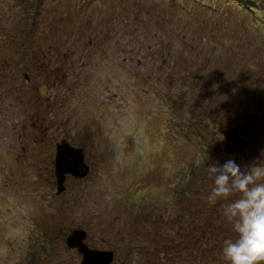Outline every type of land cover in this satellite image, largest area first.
Masks as SVG:
<instances>
[{
  "label": "rangeland",
  "instance_id": "rangeland-1",
  "mask_svg": "<svg viewBox=\"0 0 264 264\" xmlns=\"http://www.w3.org/2000/svg\"><path fill=\"white\" fill-rule=\"evenodd\" d=\"M250 1L256 14L227 0H0L1 264H81L75 230L112 264H177L189 169L236 158L237 123L242 155L264 163V0ZM62 141L90 170L57 193ZM210 229L235 237L226 218Z\"/></svg>",
  "mask_w": 264,
  "mask_h": 264
},
{
  "label": "clouds",
  "instance_id": "clouds-1",
  "mask_svg": "<svg viewBox=\"0 0 264 264\" xmlns=\"http://www.w3.org/2000/svg\"><path fill=\"white\" fill-rule=\"evenodd\" d=\"M245 168L232 159L209 164L207 173L214 186L206 200L209 205L227 201L223 215L236 234L223 243L227 264H264V163L255 161Z\"/></svg>",
  "mask_w": 264,
  "mask_h": 264
},
{
  "label": "trees",
  "instance_id": "trees-1",
  "mask_svg": "<svg viewBox=\"0 0 264 264\" xmlns=\"http://www.w3.org/2000/svg\"><path fill=\"white\" fill-rule=\"evenodd\" d=\"M220 1H225V0H220ZM228 2L231 3H236L237 1L239 2V7L245 5V8L243 11H250L251 13H255L257 10H260L259 6L256 5V3L251 2L250 0H227ZM244 1V2H242ZM29 49L32 52H35L38 47L41 49V45H36L33 42L29 43L28 45ZM30 56H26V59L29 58ZM165 111L167 110L164 107ZM167 119L164 120V124L161 125L158 128V133L159 130L162 131V133L165 130V124L167 121H169V116L164 114ZM178 117V116H176ZM236 126H241L240 123H237ZM235 126V127H236ZM241 128L239 127L238 130ZM237 130V131H238ZM237 134V133H236ZM236 134L231 135L230 137L232 140L236 143L237 146H234V148L230 147L228 151L232 152H237L236 158L233 160L241 167L243 170L246 166H249V162L246 160V156L242 155L243 152L241 151V145L240 142L241 140L238 138ZM229 137V138H230ZM164 139H160L164 143ZM165 145V144H164ZM169 148V147H168ZM161 149V148H160ZM171 151V148L167 149ZM163 151V150H162ZM241 153V155H240ZM240 155V156H239ZM231 159V157H228L226 160ZM207 166L208 165H203V164H194L189 171L187 172V181L180 183L179 186L181 187V190H179L178 187V194H176V198L179 199V205L182 207H186L185 202H194L193 206L189 208L188 212H185V209L182 208L180 209L175 216V220L178 221L177 223V230L180 231V228H183L184 230H188L189 232L187 233L188 236H186V239L184 242H187L189 239V242L187 247L182 244V242H178L174 248L176 250V257H178L175 262L177 264H182V259L183 255L186 254L188 258L185 260V262H189V264H203L207 262L209 264V261L211 262L210 264H215V261L218 259H222V255L220 254L223 249V243L226 239L230 238H224V235H219L218 233H215L217 230L210 229V226H212V223L214 222V218L216 217H221L224 221L225 217L223 214L221 215L220 211L223 210V206L227 201H218L215 205H209L207 203V195L210 193L212 187L214 186L213 180L209 177L207 173ZM245 171H247V168H245ZM182 194V195H181ZM175 196V195H174ZM193 197V198H190ZM236 197H230V200H234ZM203 206H205L206 210L208 209L210 212H207L205 209H203ZM165 207V208H163ZM170 207L169 206H162L160 203L155 204L153 208V214L155 215L156 213L161 216V218L164 217V212L166 213L165 215L168 216V211ZM171 225H166L165 228H169ZM213 235L215 236L216 239H213ZM236 235V234H235ZM221 236V237H220ZM235 238V237H234ZM209 247L210 254L209 257L212 260H209L208 258H204V260L199 256L197 252H191V253H185V250L192 249V248H197L199 249L200 255H203L205 248ZM220 247V248H219ZM184 250V251H183ZM218 257V258H217ZM217 258V259H216ZM184 262V263H185ZM217 264H227V262L223 259V262L220 260L217 262Z\"/></svg>",
  "mask_w": 264,
  "mask_h": 264
},
{
  "label": "water",
  "instance_id": "water-1",
  "mask_svg": "<svg viewBox=\"0 0 264 264\" xmlns=\"http://www.w3.org/2000/svg\"><path fill=\"white\" fill-rule=\"evenodd\" d=\"M238 128L239 126H236L232 129V135L237 132ZM89 170L90 168L84 163V155L81 149L73 148L65 141L56 145L54 174L57 182V193L64 190L63 184L66 176L83 179L88 175ZM85 238L86 234L82 230H75L69 235L66 242L69 249H77L82 255L81 264H93V262L95 264H112L114 258L112 252H99L89 249L83 243Z\"/></svg>",
  "mask_w": 264,
  "mask_h": 264
}]
</instances>
